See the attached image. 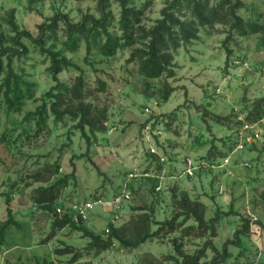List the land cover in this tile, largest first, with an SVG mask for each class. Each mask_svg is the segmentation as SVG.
Returning a JSON list of instances; mask_svg holds the SVG:
<instances>
[{
    "label": "rangeland",
    "instance_id": "1",
    "mask_svg": "<svg viewBox=\"0 0 264 264\" xmlns=\"http://www.w3.org/2000/svg\"><path fill=\"white\" fill-rule=\"evenodd\" d=\"M173 1L131 0L130 8L140 12L141 18L134 25L133 43L123 40L113 57H104L95 48L89 55L92 65L85 61L88 51L84 38L77 51L65 49L64 24L58 31L59 41L46 42V50L60 51L79 65L95 91L97 79L107 84L106 91L98 90L87 100L97 110L106 109L108 116L105 132L94 137L88 129L90 145L76 128L78 121L70 116L61 123L51 118L50 133L39 137L35 136L34 121H25V115L42 104L55 83L44 49L29 38L21 40L28 52L12 55L13 67L27 84L25 92L30 89L31 93H26L20 111H10L3 99L0 102V223L8 219L9 196L19 226H11L5 242L0 241V264H175L167 259L176 256L174 240L189 254L201 250L208 240L222 250L243 228L244 220H250L251 225L241 235V246H229L231 256L224 264H264V226L257 223H264V116L258 119L259 139L250 140L249 134L241 132L254 103L264 98V34L242 36L234 28L238 19L264 28V0H179L175 12L182 21L194 22V8L200 2L207 12H216V21L199 26L197 37L181 46L174 61L175 77L149 79L129 60L135 50L149 43L146 36ZM99 2L0 0V49L22 50L13 43V24L36 38L40 25L56 15L67 16L72 24L87 16L100 18ZM107 12L110 32L121 38V5L109 0ZM227 50L232 52L229 57ZM4 60L7 64L8 59ZM79 73L71 69L59 78L71 84ZM166 84L175 88L168 101L162 98ZM205 110L229 120L219 124L209 117L204 119ZM152 148L169 164H161L159 156L152 155ZM187 158L199 165L196 176L171 178ZM132 171L150 172L155 177L129 186L133 199L118 212L116 223L112 222L115 212L96 207L84 220L91 231L108 239L111 233L107 235L106 229L112 224L120 229L122 238L133 242L180 212L174 194L187 193L206 206L207 221L218 216L216 233L201 236L195 220L182 216L176 232L150 238L136 248L114 239L108 250L90 249L91 240L71 227L49 237L58 207L67 211L75 202L111 199ZM163 172L165 178L159 180L157 176ZM46 179L51 181L44 182ZM58 180L66 181L60 186L57 201L47 210L33 199L35 192ZM160 182L163 188L157 191ZM193 226L195 229L185 236L184 230ZM66 245L81 253L76 263L71 262L72 254L57 253ZM212 257L208 250L202 264Z\"/></svg>",
    "mask_w": 264,
    "mask_h": 264
},
{
    "label": "trees",
    "instance_id": "2",
    "mask_svg": "<svg viewBox=\"0 0 264 264\" xmlns=\"http://www.w3.org/2000/svg\"><path fill=\"white\" fill-rule=\"evenodd\" d=\"M119 2L122 8L120 30L123 31L121 38L110 32L109 26V0H100V18L94 16H87L84 20L77 24H72L68 21L65 15L54 16L49 23H43L40 25V34L34 38L32 34L27 31H20L19 28L13 24L16 37L13 40L14 45L22 47V50L18 48H1L0 49V78L4 76L2 83L0 84V102L4 101L8 110L20 111L23 106V100L26 97V93H31L30 89L24 90V85H27L18 75L13 67L12 55L21 56L27 54V49L21 44L23 38H29L44 49V52L48 55L50 60L49 71L52 74L55 85L45 94L42 99V104L37 107L34 112H29L25 115L24 119L27 122L35 123V136L39 137L44 133H50L49 120L54 119L55 123H61L67 116H70L73 121H78L76 128L81 131L82 136L91 143V137H96L98 132H105L107 130L106 123L108 120L107 110H97V107L92 103H87V100L92 97L96 91H106L107 84L100 78L96 80L98 83L97 90L95 91L89 86L85 71L76 63L72 62L67 56L60 51L46 50L45 44L48 40L59 41L58 31L61 24L66 27L67 40L63 43L64 47L68 51L75 52L79 48V43L82 38L86 40L88 56L85 61L92 65L90 56L92 51L96 48L104 57H113L116 55L118 49L122 46V41L126 40L129 43H133L134 25L139 24L141 21L140 12L130 8L131 0H116ZM179 0H174L162 13L163 18L157 23V26L146 36L149 39V43L144 46L143 49L135 50L130 58V62H135L138 65L139 73L149 79L173 78L175 73V57H177L179 49L183 44H188L192 39L197 37L199 33L198 27L207 25L216 21V12H207L201 2L194 8V22L182 21L176 14V7ZM241 5V4H240ZM234 28L238 29L240 35H246L250 32L264 34V28L257 23L244 24L241 19L235 23ZM228 57L232 53L227 50ZM5 58L8 59L5 64ZM71 69L78 70L79 75L72 80L71 84L63 82L59 78V74ZM163 99L168 101L171 95L174 93L175 88L170 84H166L163 90ZM33 95V94H31ZM29 97V96H28ZM204 119L207 117L214 120L216 123L224 124L228 117H223L209 110H205L203 113ZM255 116V117H254ZM264 116V98L254 103L252 112L248 115V120L257 121ZM253 118V119H251ZM50 179L44 180V182H50ZM66 180H58L46 188H39L35 192L34 200L45 207L47 210H51L53 204L57 201L60 192V186ZM175 191V190H174ZM175 207L180 210L173 218L164 222H158L159 228L152 233L146 234L143 237H137L133 242L122 238L119 235L120 229L110 224L111 234L108 239H104L102 235L96 234L91 231L80 220L76 223L65 214L63 217H56L53 221V231L50 234V238L55 237L59 231L66 227H71L83 234L84 237L89 238L91 241L88 248L99 251H105L110 249L114 245V239L119 240L124 246L136 248L145 243L150 238H157L163 233H174L179 226V219L182 216L192 218L197 223L196 229L199 231V235L206 236L208 232L213 235L216 233L215 223L219 219L213 218L207 221L205 218L206 206L198 200H193L187 193H182L180 196L174 194ZM8 219L0 223V241L3 244L9 228L13 225L19 226L13 211L10 207L11 198H6ZM228 215V214H227ZM244 226L242 229L235 233L234 240H228L225 242L223 249L219 250L211 240L205 242L204 247L195 252L194 254L186 253L183 250L182 244L178 240H174V248L176 256H171L175 264H202V259L208 255V250L213 252L211 260L205 264H224L231 256L229 246L234 244L241 246V235L251 225L250 220H244ZM259 225H263L262 222H257ZM195 227H190L184 230V235H189ZM57 253L60 255L72 254V263H76L81 259L82 255L73 246L66 245L62 249H58ZM44 264V263H42Z\"/></svg>",
    "mask_w": 264,
    "mask_h": 264
},
{
    "label": "built area",
    "instance_id": "3",
    "mask_svg": "<svg viewBox=\"0 0 264 264\" xmlns=\"http://www.w3.org/2000/svg\"><path fill=\"white\" fill-rule=\"evenodd\" d=\"M258 124H259L258 120L257 121L249 120L248 122L243 124L241 132L243 134L244 133L249 134V139L255 141L261 137V131L257 128ZM239 148L243 149L244 145L241 144ZM151 153L152 155L159 156V160L161 164L163 165L169 164L168 160L164 157V155L159 154L156 149L152 148ZM178 169L179 170L177 172V175L173 174L170 176L171 178L173 179H176L178 177L193 178L194 176H196L199 170V165H197L193 159L187 158L183 160L181 166ZM165 174L166 172H163L161 175H158L157 177L159 178V180H162L163 178H165ZM152 177L155 176L152 175L150 172L132 171L130 172L127 183L124 185L122 190L111 199L97 198L82 203L75 202L69 206L67 211H64L61 207H58L56 210V215L58 217H63L65 214H68L69 217L73 219V221L79 223L80 220L84 221L88 219L90 213H92L96 207H100L115 212L112 222L116 223V220L119 218L118 212L121 210V208L125 203L130 202L133 199V192L129 186L132 185L133 182L142 181ZM162 188H163V183L160 182L157 185L156 190L161 191ZM110 233H111V228H107L106 234L109 235Z\"/></svg>",
    "mask_w": 264,
    "mask_h": 264
},
{
    "label": "crops",
    "instance_id": "4",
    "mask_svg": "<svg viewBox=\"0 0 264 264\" xmlns=\"http://www.w3.org/2000/svg\"><path fill=\"white\" fill-rule=\"evenodd\" d=\"M175 92V91H174Z\"/></svg>",
    "mask_w": 264,
    "mask_h": 264
}]
</instances>
